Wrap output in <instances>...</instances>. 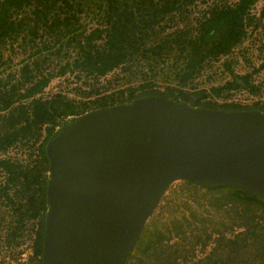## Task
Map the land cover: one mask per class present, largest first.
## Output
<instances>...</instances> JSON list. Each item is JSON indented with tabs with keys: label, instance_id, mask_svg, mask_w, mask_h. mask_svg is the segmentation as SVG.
Instances as JSON below:
<instances>
[{
	"label": "trees",
	"instance_id": "1",
	"mask_svg": "<svg viewBox=\"0 0 264 264\" xmlns=\"http://www.w3.org/2000/svg\"><path fill=\"white\" fill-rule=\"evenodd\" d=\"M194 1L0 0V52L13 37L20 38L24 52L29 51L16 73L0 76V173L4 176L0 184V242L19 253L12 259L19 260L29 234L28 264H42L50 178L46 144L80 114L150 94L192 106L264 112V99L252 105L213 99L234 89L258 92L259 87L251 81L252 72L231 75L225 83L210 88L196 85V80L217 64L233 71L234 61L226 56L246 39L248 26L256 19L252 8L258 0L217 1L201 15L191 13L189 5ZM87 12L99 22L88 27L83 17ZM73 49L77 54L71 57ZM261 69L264 51L255 71ZM111 72L114 77L101 87L100 79ZM68 73L84 78L87 86L80 85L75 93L44 94L55 75ZM30 142L40 143L36 159L2 155L11 146ZM187 183L193 186L191 190L217 193V208L231 203L238 224L244 227L233 237L219 236L213 250L191 264H264V197L232 185ZM193 217L206 232L207 219L194 213ZM175 230L185 232L182 224H175ZM195 237L193 247L202 239L199 234ZM162 238L163 233L157 232L145 239L129 254L126 264H149L135 255L138 251L158 258ZM7 260L9 256L0 255V264H14ZM173 263L177 264L176 260Z\"/></svg>",
	"mask_w": 264,
	"mask_h": 264
},
{
	"label": "water",
	"instance_id": "2",
	"mask_svg": "<svg viewBox=\"0 0 264 264\" xmlns=\"http://www.w3.org/2000/svg\"><path fill=\"white\" fill-rule=\"evenodd\" d=\"M46 155L42 264H126L176 181L264 197V112L144 95L80 114Z\"/></svg>",
	"mask_w": 264,
	"mask_h": 264
},
{
	"label": "rangeland",
	"instance_id": "3",
	"mask_svg": "<svg viewBox=\"0 0 264 264\" xmlns=\"http://www.w3.org/2000/svg\"><path fill=\"white\" fill-rule=\"evenodd\" d=\"M217 1L230 3L235 0H195L193 4L189 5V9L194 15H201L211 3ZM254 12L256 19L248 26L246 44H243L239 49L231 53L228 58L234 61L232 65L233 71L226 69L221 63L217 64L212 70L200 76L196 80V85L210 88L212 85L225 83L226 80L230 79L231 75H242L244 72H252L254 81L264 83V74L255 71L258 68V61L264 51L262 50L264 49V0L254 6ZM87 15L83 17L86 19L88 27L99 22L96 16L92 17V14H88V12ZM0 53L2 54V58L0 59V76H6L7 74L16 73L19 70L20 63L27 57L29 51L24 52L21 49L20 38L16 39V37H13L2 46ZM76 54L74 49L69 51L71 57L76 56ZM115 73L118 74L119 72L115 71ZM115 73L101 78L99 85L104 88L106 81L112 79ZM83 82L84 78L79 79L73 73H68L66 76L55 75L44 94L48 96L58 91L75 93L76 88L80 85L83 88L87 86ZM243 90H247V88L234 89L229 93L223 94V96L227 98L240 97L242 100L248 99V96H246ZM259 92H262L264 95V87ZM39 145V142L19 144L11 147L9 152L14 153L12 155L17 154L23 159L25 157L36 159L40 156ZM30 154L31 156H29ZM3 177V174L0 173V184L3 183ZM192 187V185L184 180L174 182L163 197L155 213L148 220L146 230L143 231L144 233L139 238L140 240L135 250L140 247L145 239H150L157 232L163 233L159 249L160 256L158 258L151 257L149 254L146 255L142 251H138L135 253L137 257L149 264H169L167 262L168 260H171V264L175 260L177 264H191L204 259L216 246L219 236L233 237L234 234L244 230V227L237 222L236 209L231 203H224L221 208H217L215 205L216 197L219 196L217 193L212 194L204 189L194 191L193 189L191 190ZM193 213L197 218H201V220L203 218L207 219L206 232L200 229L202 227L200 220L196 222L193 220ZM187 221H189L190 226ZM175 224H182L185 232L177 233ZM227 226L229 228H225ZM196 234L201 235L202 239L199 244L193 247L192 244L196 240ZM209 234H211L210 238H208ZM22 250L21 257L18 261H15L12 257L14 255L19 256V253L17 251H10L4 246V243L0 242V255L9 256L10 260L7 261H12L14 264H28V256L30 253L29 234H27L26 242H24L20 251ZM6 264H9V262Z\"/></svg>",
	"mask_w": 264,
	"mask_h": 264
},
{
	"label": "built area",
	"instance_id": "4",
	"mask_svg": "<svg viewBox=\"0 0 264 264\" xmlns=\"http://www.w3.org/2000/svg\"><path fill=\"white\" fill-rule=\"evenodd\" d=\"M237 1H238V0H235V1H233V2H230L229 4H234V3L237 2ZM261 1H262V0H258L254 6H256V5H257L259 2H261ZM254 13H255V12H254V7H253V8H252V14H254ZM254 15H255V14H254ZM243 44H246V39L243 41V43H241L240 45L234 47V48L232 49V51H231L226 57L229 58V57H230V54L233 53L235 50L239 49ZM261 62H262V57H260V59H259V61H258V67H259V65H260ZM113 73H114V72H111V73H109L107 76H109L110 74H113ZM257 73L264 74V69H261V70L258 71ZM243 74H246V73L244 72ZM243 74H242V75H243ZM107 76H106V77H107ZM253 76H254V75H253ZM253 76H252V78H251V81H252L257 87H259V88H258V92H256V93H253V92L249 91L248 89H247V90H243V92L246 94V96H248V99L242 100L240 97H239V98H238V97H230V98H227L226 96H223V95H220V96H213V99H214L215 101L219 102V103L235 102V103H240V104H243V105H252V104H254V103L258 102V101L263 100V99H264V95H263L262 92H259V90L263 89V87H264V83H261L260 81H254V80H253ZM102 78H104V77H102ZM11 147H14V146H11ZM11 147H10V148H11ZM10 148H9V149H10ZM9 149H8L6 152L2 153V155H4V156H10V155L14 154V153H10V152H9Z\"/></svg>",
	"mask_w": 264,
	"mask_h": 264
}]
</instances>
